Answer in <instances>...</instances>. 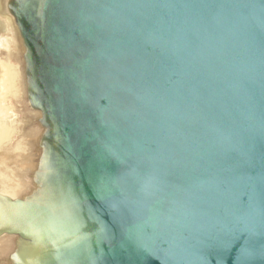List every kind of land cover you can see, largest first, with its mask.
Here are the masks:
<instances>
[{
	"label": "water",
	"instance_id": "water-1",
	"mask_svg": "<svg viewBox=\"0 0 264 264\" xmlns=\"http://www.w3.org/2000/svg\"><path fill=\"white\" fill-rule=\"evenodd\" d=\"M42 113L10 264H264V0H8Z\"/></svg>",
	"mask_w": 264,
	"mask_h": 264
},
{
	"label": "bare ground",
	"instance_id": "bare-ground-1",
	"mask_svg": "<svg viewBox=\"0 0 264 264\" xmlns=\"http://www.w3.org/2000/svg\"><path fill=\"white\" fill-rule=\"evenodd\" d=\"M7 1H3L5 8L7 7ZM6 13L12 19V24L14 23L16 25L14 18L9 14L7 9ZM11 22L9 19H4L3 23L1 22L3 24L2 27L4 26V29L8 31L9 27H12ZM16 30L19 33L18 28ZM9 35L10 33L8 31L0 38V154L6 153L5 149L9 147L11 140L15 136L13 134L15 125L24 122L22 119L25 117L30 119V117L35 116L32 121L29 120L32 125H30L29 130L27 129L26 134V137L32 135L35 136V139L31 141L34 153L30 155V167H28V164L25 169L15 171L17 175L14 173L11 176L6 171H3V166L5 165L7 167V165L5 164L6 160L3 161L2 156H0V185L8 191H0V194L9 196L12 199H24L31 195L36 188L34 173L38 163V155L41 154V151H39V142L45 132V127L41 124L42 113L31 105L28 98L26 62L24 60L25 49H23L22 38L19 37L20 33L17 39L14 35L11 34L14 38L9 37ZM17 40L21 43V52L12 51L13 48L11 46ZM8 119L11 121L9 124L7 122ZM23 141L24 139L20 138L13 145H16L17 149H20ZM26 160L28 161V158ZM17 242L18 237L16 235L4 233L0 236V264H10L11 254L14 253V247Z\"/></svg>",
	"mask_w": 264,
	"mask_h": 264
},
{
	"label": "rangeland",
	"instance_id": "rangeland-1",
	"mask_svg": "<svg viewBox=\"0 0 264 264\" xmlns=\"http://www.w3.org/2000/svg\"><path fill=\"white\" fill-rule=\"evenodd\" d=\"M3 1L5 2V0H0V38H2L9 31V33H10L9 37L14 38V36H15V38L17 39V37L19 36V33H17V30H16L17 28H15L17 26L14 23L12 24V22H11L12 19H10V17L7 15L6 8L4 6L5 4ZM4 19H9L11 24H12V27L10 26L8 31H7V29L6 30L4 29V26L2 27V25H3L2 23H3ZM11 34L14 36H11ZM20 44L21 43H19V40L15 41L14 45L11 46V48H13V50L11 48H10V50H12L13 52H21L22 46ZM34 117H30V119L25 117L22 119V121H24V122H21V123H18V125H15V129L13 130V134L15 135L14 139L11 140V142H10L11 144L9 145V147L5 149L6 153L0 154V156H2V158H3V161L6 160L5 164L7 165V167L5 165L3 166V171H6L11 176L14 173H16L15 171L20 170V169L21 170L25 169L28 164H29L28 167H30V164H31V161H30L31 156L30 155H32L34 153L31 141H33L35 139V136L31 135V136L26 137V134H27V129L29 130L30 125H32L31 121ZM29 120H31V121H29ZM7 122H8V124L11 123L10 119H8ZM17 126H19V127H17ZM33 131H35V130H33ZM16 138H18V139H16ZM20 138H23L24 141L22 142L21 148L17 149V146L13 145V144H16L15 142H18ZM31 148H32V150H31ZM27 156H29V157H27ZM27 158H28V161L26 160ZM24 165H26V166L23 167ZM16 175H17V173H16ZM3 190L5 192H8L4 188H2V186L0 185V191H3Z\"/></svg>",
	"mask_w": 264,
	"mask_h": 264
}]
</instances>
